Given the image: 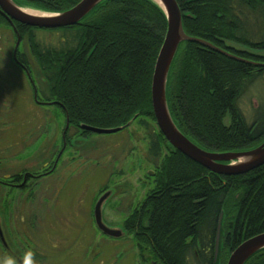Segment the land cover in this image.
<instances>
[{
    "label": "trees",
    "instance_id": "16d2710c",
    "mask_svg": "<svg viewBox=\"0 0 264 264\" xmlns=\"http://www.w3.org/2000/svg\"><path fill=\"white\" fill-rule=\"evenodd\" d=\"M12 1L20 7L60 13L81 0ZM176 1L186 35L239 60L195 43H181L166 84L173 123L208 152L255 147V134L264 135V108L254 109L257 128L252 131L239 101L264 76V65H255L258 71L254 72V66L243 60L245 54L264 51V0ZM14 24L43 80L44 89L35 86L33 92L37 91L38 101L61 111L67 121V141L94 134L82 125L122 131L133 121L145 130L146 160L156 175L144 209H135L123 223L142 264H216L220 216L228 238L226 248L220 250L227 255L243 241L264 233V165L240 176L213 174L174 151L156 127L151 79L167 29L165 15L156 4L104 0L78 24L50 30L64 33L58 49L41 47L38 42H42L35 40L37 28ZM0 25L9 26L2 15ZM18 59L25 62L21 54ZM226 114L230 127L223 122ZM245 264H264V250Z\"/></svg>",
    "mask_w": 264,
    "mask_h": 264
},
{
    "label": "rangeland",
    "instance_id": "374dc122",
    "mask_svg": "<svg viewBox=\"0 0 264 264\" xmlns=\"http://www.w3.org/2000/svg\"><path fill=\"white\" fill-rule=\"evenodd\" d=\"M21 8L53 13L33 7ZM14 30L11 25H0V180L3 182L0 201H13L12 211L27 215L31 206L27 197L30 189L35 191L37 211L42 218L39 226L44 234L42 242L50 250L51 264H142L132 237L123 230V223L131 202H136L148 190L140 181L144 170L147 173L151 169L150 161L144 159L147 156L145 130L130 121L126 130L91 134L86 138L73 136L67 141L71 146H62L61 134L67 121L65 124L58 107L38 103L37 91L33 90L35 86L41 90L43 80L36 71L27 41ZM34 35L36 41L42 42H38L41 47L58 49L64 33L37 29ZM236 49L240 51L239 47ZM16 53L18 57L24 56L29 79L12 63ZM245 56V62L264 65V51ZM258 106L264 108V76L239 101L248 121ZM223 122L230 127L229 114ZM244 150L248 151L243 148L241 152ZM58 151L62 159L53 174L34 178L29 183L31 188L24 191L6 185L13 174L44 169L46 157L52 153L56 156ZM46 170L42 171L48 173ZM103 195L107 197L101 207L102 221L108 228L121 231L123 235L119 238L105 236L96 227L94 207ZM40 205L44 207L41 209ZM224 224L223 220L222 249L228 242L223 233ZM222 249L218 264H227L232 251L227 255Z\"/></svg>",
    "mask_w": 264,
    "mask_h": 264
},
{
    "label": "water",
    "instance_id": "95a60500",
    "mask_svg": "<svg viewBox=\"0 0 264 264\" xmlns=\"http://www.w3.org/2000/svg\"><path fill=\"white\" fill-rule=\"evenodd\" d=\"M104 0H81L69 10L60 13L28 14L12 0H0V13L12 24L16 22L31 28L54 30L74 26L85 18ZM164 13L167 29L159 50L151 79V106L155 124L165 141L183 156L200 165L207 171L226 177L247 174L264 165V142L248 151L214 153L205 151L188 140L175 126L169 113L166 100V84L168 73L181 43L198 44L230 59L239 60L235 56L195 37L186 35L182 25V15L176 0H151ZM128 125V124H127ZM84 131L107 135L120 131L122 128L97 129L82 125ZM107 195L97 200L94 207V221L97 229L105 236L119 238L123 233L105 226L102 221L101 207ZM222 235V216H220L214 250V260L218 264L220 239ZM264 250V233L243 241L228 258L227 264H245L251 257ZM24 262V261H23Z\"/></svg>",
    "mask_w": 264,
    "mask_h": 264
},
{
    "label": "flooded vegetation",
    "instance_id": "af4514ba",
    "mask_svg": "<svg viewBox=\"0 0 264 264\" xmlns=\"http://www.w3.org/2000/svg\"><path fill=\"white\" fill-rule=\"evenodd\" d=\"M0 15L2 14L0 13ZM8 23L9 25L15 27L13 21L12 24L10 22ZM13 54L14 53H12V55ZM18 58H19L18 54L16 53L15 57L14 56L12 57V63L15 64L17 67H19L20 70L24 72V75L29 79L30 76L29 67L27 66V64H25L26 62L24 61L19 63ZM252 65L254 66L253 71L256 72L255 70H257V68L255 66V63H253ZM38 103L41 105L50 104L48 102H39V101ZM258 107L256 109H258ZM243 116L245 117L246 123L250 126L249 128H251L252 131H255L256 130L255 128H257V124L255 121L256 118L254 116V112L251 118H249V121L246 119V116L244 114ZM263 137L264 135L262 134L259 135L255 134L254 142L257 143V145L263 143L264 140ZM61 142H62V146L65 145V148L67 146H71L70 144H67V140L65 137V129L64 132H62L61 134ZM61 154H62L61 151H59V153L52 161V165H51L50 157L48 159L46 157V159L43 162L42 168L47 169L46 171H48V173L42 171L44 169H41L38 172L36 171L35 173L33 171L29 172L24 170L22 171L21 174H13L10 177L9 183H6V185L9 187L20 189L21 191H24L23 189L26 188L30 189L31 186L29 185V183L32 182L34 178H40L41 176L43 177L46 175H51L57 170L58 165L60 163L58 161H61V157H62ZM144 159H146V157ZM149 165H151V169L148 170L147 173H145L144 170L143 173L144 175L141 176L142 180L140 179V181L144 185L142 187L144 189H146L147 187L148 190L144 192L136 202L135 201L131 202V204L128 207L129 211L128 214L126 215L125 220L129 215H131L134 212L135 209H137L138 212L144 209L146 195L148 191L151 190L152 188L151 186L156 175L155 167L152 164ZM0 183L3 184L1 180ZM35 196H36L35 191L33 189H30L27 198H28V203L31 204V206L27 215H24L23 213L15 212L14 209L12 211L11 204L13 203V201H8V203L6 201H4V203L3 201H0V264H5L6 260L9 258L14 260L15 264H24L23 261H25L26 254L29 252L32 253L33 264H51L52 260H49V258L51 257L50 250L42 242L44 234L42 232V229L39 227L42 218L40 216V212L37 211L38 210L37 205L39 204L35 203ZM2 203L4 205H2ZM6 203L10 205L6 206ZM40 207L42 209L44 206L40 205Z\"/></svg>",
    "mask_w": 264,
    "mask_h": 264
},
{
    "label": "clouds",
    "instance_id": "9594fccd",
    "mask_svg": "<svg viewBox=\"0 0 264 264\" xmlns=\"http://www.w3.org/2000/svg\"><path fill=\"white\" fill-rule=\"evenodd\" d=\"M5 264H15V262L11 258H9L6 260ZM24 264H33L32 253L29 252L26 254Z\"/></svg>",
    "mask_w": 264,
    "mask_h": 264
},
{
    "label": "bare ground",
    "instance_id": "6f19581e",
    "mask_svg": "<svg viewBox=\"0 0 264 264\" xmlns=\"http://www.w3.org/2000/svg\"><path fill=\"white\" fill-rule=\"evenodd\" d=\"M26 13H28V14H39V13H37V12H33V11H30V10H24Z\"/></svg>",
    "mask_w": 264,
    "mask_h": 264
}]
</instances>
